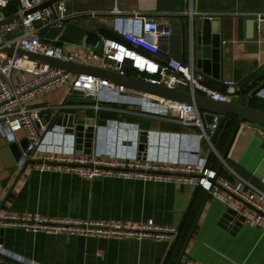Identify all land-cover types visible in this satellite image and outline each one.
<instances>
[{
  "label": "crops",
  "instance_id": "1",
  "mask_svg": "<svg viewBox=\"0 0 264 264\" xmlns=\"http://www.w3.org/2000/svg\"><path fill=\"white\" fill-rule=\"evenodd\" d=\"M66 1L71 22L96 32L99 37L97 44H88L86 35L79 41L65 32L58 39L59 30L38 23L44 41L61 43L74 51L97 53L99 44L104 40L124 42L123 32L129 25L130 17L137 13L169 23L173 28L169 45L163 46L159 55H151L158 61L166 59L167 50L175 58L185 61L192 58L197 71L204 76V82L222 91L227 90L223 83L225 79L235 80L238 86L234 102L241 105L264 86V21L258 23L252 16L264 12V0ZM17 7L18 4L11 3L4 10L6 17L13 16ZM206 15H223L220 23L214 22L213 26L216 31L221 24V54L206 47L209 45H203L211 39V24L208 29ZM252 18L255 19V26L253 35H250L247 24ZM15 33L19 34L20 28L17 27ZM13 35L10 33V36ZM199 40L203 44H198ZM198 46H201L200 50ZM88 66L99 68V62L92 61ZM129 74L140 76L133 68L129 69ZM30 77L27 73L14 75L12 83L19 85ZM69 84L70 81L27 103L30 107L47 105L55 109L49 122L44 119L48 129L58 125H52V122L59 113L57 108L67 101L71 91ZM67 102L68 107L61 109V113L95 117L96 121L119 120L138 125L139 131L136 128L125 130L118 138L102 129L100 139L93 142L92 152L117 151L134 157L138 156L137 139L142 130L158 133L153 134L154 146L149 151L151 148L162 149L159 146L160 133L189 131L179 124L142 116L134 108L129 111L94 110L91 114L92 108L78 107V104L93 102H75V107H71L73 102ZM250 106L264 111V97L256 94ZM214 117L203 113L205 124ZM238 125L239 130L231 143ZM17 136L20 141L11 142L0 132V202H3L0 218L12 213L24 217L46 216L127 224L154 220L158 224L176 226L179 230L169 241L51 235L34 233L24 227H3L2 234L0 231L1 243L18 256L37 264H183L185 261L199 264H264V231L246 224L237 230L226 227L221 220L228 208L206 190L198 188L192 192L183 185L164 181L115 177L88 179L66 171H41L30 165L21 173L23 166L15 158L11 147L16 144L22 156V142L26 135L20 131ZM213 145L215 149L208 141L201 142V152L207 159L211 158L210 168L222 178L234 180L232 169L264 190V140L257 128L230 118L219 141L217 144L213 142ZM165 151L162 149V152Z\"/></svg>",
  "mask_w": 264,
  "mask_h": 264
},
{
  "label": "built area",
  "instance_id": "2",
  "mask_svg": "<svg viewBox=\"0 0 264 264\" xmlns=\"http://www.w3.org/2000/svg\"><path fill=\"white\" fill-rule=\"evenodd\" d=\"M11 1L13 0H0V22L8 18L4 10ZM46 1L48 0H19L14 15L18 14L20 19L0 30V44L14 45L31 53L81 65L97 61L100 69L114 70L121 74H124L123 66L130 61L129 69L133 68L141 78L149 82L186 90L219 102H234L238 86L235 80L225 79L223 83L227 90L222 91L204 82V76L197 71L192 58L190 61L175 58L168 50L163 62L152 57L159 55L163 46L169 45L174 34L171 24L135 13L123 32L124 42L104 40L102 55L86 50L74 51L64 44L44 41L38 27V23L54 27L59 30L58 39H61L65 21L70 17L66 0L55 2L53 7L46 6L25 14ZM252 16L258 23L264 21V12H257ZM17 27L20 28L19 34L15 33ZM10 33L14 35L10 36ZM23 73L30 74L31 77L19 85H14L12 77ZM69 81L70 93L78 90L84 98L93 99V103L78 104V107L92 108L97 112L105 109L129 111L134 108L142 116L179 124L189 131L160 133L159 146L166 150L162 152L158 148L148 150L154 146L153 134L156 132L144 130L148 138L147 150L145 154L141 153V157H129L117 151L78 153L75 148L76 137L65 131L66 126L47 128L44 115L55 109L47 105H27L37 96ZM257 95L264 97V87ZM67 101L57 110L66 109L69 104ZM74 103L71 107H75ZM218 122L219 116L215 115L210 123L205 124L203 113L195 104L137 92L92 74L74 75L58 67L0 50V132L11 142L20 141L18 132L25 133L27 148L18 161L21 166L27 164L41 171H66L88 179L115 177L201 187L210 196L221 200L228 209L234 210L237 218L242 217L243 224L264 231V190L254 186L232 169L234 180L222 178L216 170L209 167L208 159L201 155V142L204 140L215 149L212 135ZM241 123L257 128L264 140L263 129L247 121ZM98 128L99 131L105 130L107 134L112 133L116 138L125 130L136 128L139 131L138 125L119 120H107L105 125ZM36 158L38 159L34 160ZM222 161L224 162L223 159ZM262 183L264 184V176ZM7 226L24 227L34 233L44 232L51 235L169 241L173 240L178 231L176 226L158 224L154 220L143 224H127L69 218L52 219L46 216L24 217L12 213H6L0 218V231ZM0 264L37 263L6 249L0 240ZM183 264L199 263L185 261Z\"/></svg>",
  "mask_w": 264,
  "mask_h": 264
},
{
  "label": "water",
  "instance_id": "3",
  "mask_svg": "<svg viewBox=\"0 0 264 264\" xmlns=\"http://www.w3.org/2000/svg\"><path fill=\"white\" fill-rule=\"evenodd\" d=\"M59 0H48L44 2L43 4L37 6L34 9L28 10L25 14H28L36 9H40L42 7L50 6L53 7V4ZM223 18V15H206L205 22L207 23V28H210L211 24V39L210 42L206 43H200V40L198 44L203 45H209L206 47H209L210 49H213V51L216 50V52H219V54L222 53V38H221V24L219 25V29L216 31L214 30V22L220 23L221 19ZM20 16L18 14L10 16L0 22V30L9 27L12 24H15L19 21ZM250 19L248 21V32L250 35H253L254 31V24L255 19ZM209 26V27H208ZM64 32L74 37L76 40H82L84 35L87 36L86 42L92 46H95L99 40V37L96 32L93 31H87L83 29L82 27L74 24L71 22V19H67L65 21V29ZM103 46L104 43L102 42L99 44L97 48V53L102 55L103 54ZM193 48V46H192ZM201 49V46H198V50ZM203 51L205 50L203 46ZM0 50L5 51L10 54H17L18 56H22L24 58L34 60V61H40L55 67H58L60 69L65 70L66 72L73 73L74 75H80L82 73L86 74H92L96 75L102 78H106L118 85H124L125 87L132 89L137 92H146L151 93L160 97H164L166 99H171L173 101H179L184 102L188 104H195L201 111L210 113L212 115L219 116V122L218 127L215 130L214 134L212 135V141L215 143L218 139V137L221 134V131L224 127V124L226 122V118L228 116L236 117L241 122H250L256 127H259L264 130V111L252 108L250 106V102L253 96L257 94V92L260 90H256L253 94L250 95L248 98V101L246 104L241 105L236 102H219L215 101L213 99H210L208 97H205L200 94H192V92L176 89V88H170L165 85H159L152 82H149L145 80L144 78H141L140 76L136 75H130L129 74V66L128 64H125L123 66L124 74H121L120 72L109 70V69H100L91 67L88 65H81L76 64L73 62H67L62 61L59 59H55L49 56L31 53L29 51H26L21 48H16L14 45H5L2 46L0 44ZM205 71V70H204ZM264 87V86H263ZM69 102H93V99L91 98H84L82 96V92L78 90H72V92L68 96ZM53 114V110L47 111L46 115H44L45 118L48 119V122L50 121ZM97 123V126H96ZM58 124L66 126V132L72 133L76 137V150L78 153H86L91 154L92 153V145L93 142L98 140L100 137V131L98 126H103L106 124L105 120H98L96 121L95 117H81L77 114H69V113H59L54 118L52 125ZM240 125H238L235 129V132L233 134L231 143L233 142L237 131L239 130ZM138 156L141 157V153L144 152L147 149V132L141 131L138 135ZM12 150L14 151V155L16 159L21 158V152L17 148L16 144L12 145ZM22 148L25 150L27 148V140L25 139L24 142H22ZM201 155L204 156V152H201ZM30 162H33V160H30ZM27 167V164L23 166V169L21 173L25 170ZM21 175V174H20ZM184 188H186L189 191L196 190L197 187H191L189 185H183ZM8 197V196H7ZM7 199V198H6ZM5 199V200H6ZM4 200V202H5ZM3 204V202H2ZM1 204V205H2ZM221 222L228 228L232 230H237L239 227L243 226V218L236 217V212L232 209H227V213L225 214L224 218H222ZM2 234V230H1Z\"/></svg>",
  "mask_w": 264,
  "mask_h": 264
},
{
  "label": "trees",
  "instance_id": "4",
  "mask_svg": "<svg viewBox=\"0 0 264 264\" xmlns=\"http://www.w3.org/2000/svg\"><path fill=\"white\" fill-rule=\"evenodd\" d=\"M13 2H15L16 4H18L19 0H13V1H11V3H13ZM11 3H10V4H11ZM10 4H9V5H10ZM9 5H8V6H9ZM8 6H7V8H8ZM5 9H6V8H5ZM13 12H16L15 9L13 10ZM230 118H236V117L228 116V117L226 118V122H225L224 127H223V129H222V131H221L220 136L218 137V139H217V141H216V144H217V142L219 141V139H220L222 133L225 131V127H226V125H227V123H228V120H229ZM237 119H238V118H237ZM238 122L240 123L239 120H238ZM210 162H211V158L208 159V165H210ZM209 167H210V166H209ZM198 188H201V187H197L196 189H198ZM202 189H203V188H202ZM208 194H209V193H208ZM178 231H179V230H178ZM178 231H177V232H178Z\"/></svg>",
  "mask_w": 264,
  "mask_h": 264
},
{
  "label": "rangeland",
  "instance_id": "5",
  "mask_svg": "<svg viewBox=\"0 0 264 264\" xmlns=\"http://www.w3.org/2000/svg\"><path fill=\"white\" fill-rule=\"evenodd\" d=\"M64 85H66V84H64ZM69 86L71 87V84H69ZM90 113H91V114H94V110L91 109V110H90ZM203 113H205V112H203Z\"/></svg>",
  "mask_w": 264,
  "mask_h": 264
}]
</instances>
